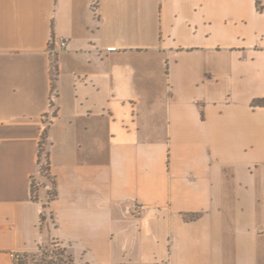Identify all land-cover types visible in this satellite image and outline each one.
<instances>
[{"label":"crops","instance_id":"1","mask_svg":"<svg viewBox=\"0 0 264 264\" xmlns=\"http://www.w3.org/2000/svg\"><path fill=\"white\" fill-rule=\"evenodd\" d=\"M257 1L0 0V264H264Z\"/></svg>","mask_w":264,"mask_h":264},{"label":"trees","instance_id":"2","mask_svg":"<svg viewBox=\"0 0 264 264\" xmlns=\"http://www.w3.org/2000/svg\"><path fill=\"white\" fill-rule=\"evenodd\" d=\"M258 4V9L262 10L263 7L260 5L259 0L257 1ZM53 67H54V71H55V61H53ZM256 102H263L262 100H258ZM45 138V137H44ZM44 152L43 146L42 144L40 145V163L47 161L48 165L46 167H43L41 165V175L42 177H44L45 179L48 180V182H50L52 188L45 190L46 187L44 185V194L47 198L46 204L51 202L52 200H54L57 196L56 193V189H55V182L52 181V179L48 178L47 176H45V173H48L49 175V158L48 155H45L42 159L41 156ZM50 176V175H49ZM32 198L37 201L39 199V191H40V187L36 186L35 183H32ZM44 204V207H46L47 205ZM46 216L44 214H42L41 219L45 220ZM56 246L58 245V243L55 244ZM59 249H57L58 251H54L52 252V254H49V252H46L45 250L48 249V246H46L45 248L40 249V251H42V258L39 262H34L36 260L37 255H30V254H24L23 258L18 260V264H28V261L30 259V261H33V264H65V261L63 258H61L60 256L63 255L64 253V249L62 247H57ZM30 257V258H29Z\"/></svg>","mask_w":264,"mask_h":264},{"label":"built area","instance_id":"3","mask_svg":"<svg viewBox=\"0 0 264 264\" xmlns=\"http://www.w3.org/2000/svg\"><path fill=\"white\" fill-rule=\"evenodd\" d=\"M59 42H60L61 47L63 48V47H65V46L67 45V43H68V39H61ZM41 165L44 167L43 162H42ZM47 165H48V163H47V161H46V166H47ZM34 183H35V182H34ZM35 185H36V184H35ZM36 186H37V185H36ZM134 213H136V214H140V213H141V209H140L139 207H136V208L134 209ZM11 255H12V257L14 258V260H16L17 262H18V260L22 259L23 256H24L23 253H12ZM41 258H42V251H40L39 254L37 255L35 262H39V261L41 260Z\"/></svg>","mask_w":264,"mask_h":264},{"label":"rangeland","instance_id":"4","mask_svg":"<svg viewBox=\"0 0 264 264\" xmlns=\"http://www.w3.org/2000/svg\"><path fill=\"white\" fill-rule=\"evenodd\" d=\"M43 164H44V167H46V161L45 160H44ZM45 176H47L48 178L51 179V177L48 175V173H45ZM57 249H59V248H57V246L50 244V245H48V249H46L45 251L49 252V254H52L53 250L57 252L58 251ZM28 264H33V261H30V259H29Z\"/></svg>","mask_w":264,"mask_h":264}]
</instances>
